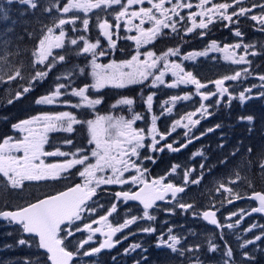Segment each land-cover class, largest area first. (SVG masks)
Instances as JSON below:
<instances>
[{
    "label": "snow or ice",
    "instance_id": "obj_1",
    "mask_svg": "<svg viewBox=\"0 0 264 264\" xmlns=\"http://www.w3.org/2000/svg\"><path fill=\"white\" fill-rule=\"evenodd\" d=\"M18 2L21 5H27L32 9L39 7L38 0H6L8 5ZM51 3V0H49ZM245 0H231V2L214 3L213 0H199L196 5L200 9L199 12H191L189 19L192 20V26L186 29V32L190 33L193 29H207L209 24L213 23V18L218 20L234 22L233 18H239L240 16H249L254 8L259 7L261 15H251L250 18L253 21L259 23L261 31H264V5H257L252 3L250 7H243ZM148 3L150 7H140L139 10H132L129 12V8L133 5H143ZM166 5H171L167 7ZM112 6H118L119 11L115 12V29H120V21L122 18H127L126 23L132 25L137 31V35L128 37L134 40L139 49L142 43H149L150 40H154L157 36L162 34L163 29L171 27L173 32L177 31L178 21L185 20L186 18L180 14L179 9H192L193 4L187 2V0H67L66 3L61 7L60 0H55V3L51 7L44 9L46 12H51L52 8L55 7L59 12L63 14H69L74 10H78L83 13H89L93 9L104 11ZM231 11L229 12V10ZM9 8L0 6V19H9ZM200 17L197 23L196 17ZM78 16H73L70 19L60 18L58 22L54 21L52 27H47L46 32L39 38L38 47L33 55L36 56V61L33 63V69L35 74L28 78V86L23 87L22 90H17L15 96L8 100V103H12L14 100L19 99L22 95L27 94L34 87V82H42L48 75L49 71L55 66L58 61H65L64 55L58 57L53 56L51 62L45 65V61H48L49 57L52 56V49H61L64 46L65 31L64 26L71 24L75 26ZM139 18V23L134 24L133 21ZM97 24L99 29L102 30V36L107 38V42L110 48L116 47V41L113 39V32L111 29L113 25L109 23L108 19L100 20L97 15ZM145 21L150 23L152 27L145 29L143 25ZM83 29L87 31L89 27V19L84 18L82 20ZM59 29V35H55V31ZM130 30V29H129ZM11 31V29H9ZM43 31V29H42ZM73 31H77L73 27ZM204 33L202 32L201 35ZM31 35V34H30ZM235 35L241 37L242 33L237 27ZM79 41H83L84 46L81 52L84 54H92V77L93 83L91 85H85L79 89L73 87L68 92L69 84H57L55 89L48 95H43L36 100L37 104H53L57 102V98L64 95L66 98L63 103L70 105L73 108H95L96 105L102 103L101 99H91L86 95V91L89 88H103L106 84H112L118 88H123L132 84L143 85L145 81H148L149 77H153L151 86L157 84H164L165 73L171 71L172 76L175 77V82L167 85L168 87H176L177 85H195L197 91L204 89L206 85L202 84L191 71H185L180 63L169 62V56H178L179 48H169L166 52L160 56L152 51L141 54L139 51L135 55L131 56V59L115 61L107 65H100L96 63L97 55H107L106 51L99 50L101 45V38L97 37L96 41L88 42L84 36L73 38L70 40L71 45H77ZM0 44L7 46L8 41L0 40ZM211 48L218 49L216 42L213 41ZM243 47L244 55H240L239 59H233L231 55H226L225 59H233L234 63H248L251 61L246 59L249 54V48L251 45H241L237 43L235 45H225L224 48H235L239 49ZM80 52L77 53L79 55ZM206 52L198 53L197 55H206ZM143 55L144 59H140ZM251 55H256L252 52ZM185 59H192V54H189ZM163 63V69L158 67V63ZM37 64L45 65V70H36ZM156 70L158 74L153 72ZM81 72L84 69L80 70ZM245 75H248V70H243ZM4 69L0 67V81L4 80ZM241 76V72L237 71L232 76L225 75L221 79L210 81L215 85L216 91L207 94L200 93L201 99L207 101L210 97L218 96L217 105L221 102L225 94H229V88L225 86V81L231 80L236 81ZM17 78H23L21 76V70L16 69L14 74H7L9 81ZM57 80L60 77L56 78ZM262 82L261 85H252L251 88H247L239 93V99L243 102L246 99L251 98L246 93H251L253 88L264 87V75L259 77ZM64 90L63 92L61 90ZM143 91V90H142ZM155 93L149 94L146 97L147 111H151L153 106V99ZM264 96V92L260 93ZM69 96L79 98V102L72 103ZM141 98L143 95L141 93ZM191 98V94H185L183 96H172L170 101H165L164 105L169 103L175 105L178 101H188ZM229 95V99H231ZM116 105H126L129 111L132 112L131 118H125L124 116H96L95 119L80 120L76 115L70 111H61L54 114H43L31 117L28 120H22L14 125L13 129H19L20 132L25 133L23 138L13 140L11 137L3 139L0 142V175L7 178L6 183L10 184L11 188L17 189L22 187L23 181H46L49 179H67L71 176L72 170H76V174L83 180V183H76L73 186H68L64 191H60L55 195L45 196L43 199H38L35 202L28 203L23 207H16L9 210L7 205L3 210H0V217L5 218L10 224L16 223L21 225L22 233L24 234H35L38 237L39 249H45L48 255L50 264H75L74 257L80 255V250L84 248L86 244L93 240V236L96 233H100L105 237L103 242L99 243L98 247L91 248L89 251L83 252L84 256H91L100 253L103 249H112L116 244L121 243V240H114L113 237L120 233L123 229L128 228L130 225L135 223L138 219H147L149 221L154 220L155 217L149 214V209H152L157 201H164L166 194L171 193L173 199L176 198L178 193L185 191L184 187H177L172 183H163L165 177L158 179H152L149 181L146 178L147 169L142 168L141 150L150 147L153 151H163L164 148L157 149V145L166 140L172 132L176 131L177 128L183 127L186 129L184 136L188 143L192 142V139H198L199 137H191V129L200 123V119H193V117L200 114L203 118L208 113V107L201 103L198 108L193 112H188L179 119H176L172 126L171 131L166 133H158L157 120L158 116H151V127L150 128H137L134 125L138 120L143 119L141 114L135 113L132 106L134 100L132 98H122L116 102ZM116 105H113L115 107ZM164 107V106H162ZM164 112L171 114L173 113L172 107H164ZM248 121H252L253 117L248 116ZM186 121V122H185ZM74 125H85L89 133V139L87 144L83 147H77L71 139L63 141V145L73 146L74 150L71 152L61 151L63 145L54 146L55 150L45 151L44 146L49 143L48 134L57 130H62L67 133L74 131ZM216 127H220L217 125ZM214 129H208L213 131ZM159 135V140L157 139ZM201 135H204L203 133ZM151 138V144L146 145V138ZM178 143V141H173ZM94 145V146H93ZM92 146V147H90ZM187 144H181L180 148L186 147ZM167 149L171 151H179L180 148H173V144L169 143L166 145ZM219 147H223L220 145ZM239 149H236L232 156H235ZM251 148L248 152L251 153ZM194 155H202V153H195ZM42 157H61L63 158L60 162L46 163ZM90 158L94 159L91 162ZM136 158V159H134ZM143 159L151 160L155 162L151 156H145ZM227 158L221 161L226 163ZM77 166H80L77 168ZM173 167V171H175ZM204 164L200 165L201 170L204 169ZM261 172L264 173V162L261 163ZM82 169V170H81ZM130 170L135 171V175L131 174ZM195 169H189L184 173V183L199 184L200 178L189 181L191 172ZM125 173L129 175L125 177ZM203 171H201V178ZM236 179L239 180L241 177L237 173ZM138 185V191H120L115 193L117 202L124 201H139L143 205V216L136 217L132 216L130 219H125L123 223H119L118 226H113L109 222V217L113 213L117 212V203H112L106 214L99 215L97 219L91 220L89 223H85L84 220L90 218L91 214L97 212L98 208H103V205L97 204L93 197L97 195V189L101 185H126L128 183ZM235 183V181H232ZM251 187V183H249ZM221 188H225V185L221 183L216 189L220 191ZM231 195V199L228 203H232L233 199L245 198L238 192H233L232 188H225ZM255 200H258L259 206L253 207L250 212L245 213L241 210L239 213L241 220L245 215H251L252 213H264V193L253 192L252 196ZM91 202V203H89ZM95 205V206H93ZM181 209L190 210L193 205L183 204L179 205ZM198 214V213H197ZM232 216L237 213H232ZM216 212L204 211L203 218L209 221L212 225L223 228L224 225H220L217 221ZM76 222H80L81 226H78ZM240 220L236 221V224H240ZM93 224H99V227H93ZM228 228L234 227L232 224L227 225ZM254 228H261V234L256 235L254 239L245 240L240 247L243 249L247 245L255 244L256 241H260L264 237V225L253 224L246 232H251ZM87 230L89 233L87 239L76 242L75 251H70L72 247V240L76 233ZM145 233L155 232V228L146 227L141 229ZM172 230L169 229V235L167 240L163 237L160 238L156 244L157 248L167 247L171 252H180L184 254L185 250L177 248L180 244V239L176 235L171 234ZM134 234V233H133ZM124 236L123 239H127ZM221 238H223L221 234ZM209 251L214 252L218 250V246L213 243L212 239L209 238ZM20 245L28 244L25 239L18 241ZM30 246V245H29ZM141 245L138 243L132 244L129 248L124 249L125 253L135 251L140 248ZM199 248V245L196 246ZM186 251H193V249H187ZM224 264H234L232 261L233 250L227 246L225 242L224 251ZM243 256L247 260L254 259L249 252L245 251ZM115 259V258H113ZM30 264V262H29ZM136 264H140V261H136ZM194 264H201L197 258Z\"/></svg>",
    "mask_w": 264,
    "mask_h": 264
},
{
    "label": "rangeland",
    "instance_id": "obj_2",
    "mask_svg": "<svg viewBox=\"0 0 264 264\" xmlns=\"http://www.w3.org/2000/svg\"><path fill=\"white\" fill-rule=\"evenodd\" d=\"M155 1V0H154ZM43 3V8L41 10L40 14H37L35 16V20L37 22V25L34 27V30L30 32V34L28 35V37H32V41H31V45H30V49H29V53L26 55L28 49L25 48V56L22 57L21 61L17 62V63H13V53L12 51L8 50L6 46H4L3 44H0L2 49H1V54H0V67H1V60L2 57L5 56L6 59H4V61H2V65L5 64L6 69H4V80L0 81V107L5 106L8 103L9 99H12L15 96V93L17 90H22L23 87H27L26 83L27 80L26 77H29L30 75H34L35 74V70L33 69V63L36 61V56L33 55V53L36 51V48L38 47V40L39 38L46 32L47 27H52L54 21L58 22V20L60 18H65V19H70L73 16H78L79 18L77 19V22L75 24V26L68 24L64 26V31H65V37H64V46L61 49H52V56L49 57L48 61H45V65L49 62H51L52 57H58L59 55H62L63 53H67L72 51V47L76 46V45H71L70 44V40L73 38H78L79 35L84 36L85 38L87 37V35L90 33L91 28H93L94 30L97 31L98 34L101 35V29H99L98 24H97V15L100 17V20L103 21L104 19H108L110 22H112V19L115 18V6H112L111 8H108L104 11L98 10V9H93L91 12L89 13H83L80 12L78 10H74L73 12H70L69 14H63L61 12H59L55 7L52 8V11L46 12L44 11V9L51 7L52 4L55 3V0H51V3L49 2V0H38V3ZM67 0H60L61 3V7L63 6L64 3H66ZM187 2H194L195 5L199 3V0H187ZM18 5V2H15ZM0 6L9 8V19L4 20V19H0V40L3 41H9L14 39L15 37H22L24 35H26V32H21L24 29L20 28V24L18 23L19 20V14L20 13H14L13 14V10L15 7H11L10 5H8L6 3V0H0ZM27 6V5H26ZM169 7V6H167ZM30 8V7H28ZM31 10H34L32 8H30ZM27 10V9H25ZM186 10V9H185ZM189 12H187L188 14L191 13V10L188 9ZM183 13V12H182ZM189 17V15H188ZM187 17V18H188ZM84 18H88L89 19V27L87 29V31H85L83 29V24H82V20ZM180 23L178 21L177 27H179ZM73 27H75L77 29V31H73ZM20 28V29H18ZM145 29H147L148 27H144ZM171 28V27H169ZM9 29H11V31H9ZM43 29V31H42ZM55 35H59V29H57L54 33ZM36 36V37H33ZM264 35H261V37H263ZM16 39V38H15ZM88 40V42H95V40H91L90 38H86ZM79 47H77L75 50H77L78 52H80V55H87L88 57L86 58V60H82V62L85 63V65L87 66V68L84 70L83 73L87 74L90 77V82L88 83V85H91L93 83V77H92V54L88 53V54H84L81 52V49L84 46L83 41H79ZM150 42V41H149ZM148 44V43H147ZM11 46H13V44H11ZM200 48V52H202V46H199ZM169 48H173L176 49L175 47H169ZM167 48L166 51L169 49ZM261 50L264 53V45H262ZM165 51V52H166ZM259 52V51H258ZM258 52H255L256 54H258ZM208 53V52H207ZM181 57V59H179V57ZM178 56H169V62H175V63H182V60L184 58V55H178ZM197 56V55H196ZM195 56V57H196ZM201 56H204L203 59L205 58V55H199L198 57V61L197 64H199V68L202 66V59L200 60L199 58ZM104 56H100L97 55L96 57V63L102 65L99 61L103 58ZM234 59V58H233ZM233 59H231L232 63L230 64H224L223 68L224 69H231V72L228 75H234L232 72V69L234 68H245L248 69L249 72L253 71L251 70V64L248 63H241V64H237L233 62ZM190 61V59H184L183 61V65H185V63ZM61 61L57 60V63L55 64V66L52 68V72L53 75H56V70H60L56 67L57 64H59ZM69 64V62H67ZM66 65L67 68H69V65ZM109 64V63H108ZM45 65H40L37 64V68L36 70H45ZM75 66V65H73ZM253 66V65H252ZM158 67L161 68V70L163 69V65H160V63H158ZM194 67V65L192 66ZM254 68V66H253ZM16 69H20L21 70V76L23 78H17L15 80L9 81L7 79V74H9V72H11V74H14ZM257 71V69L255 70ZM69 70L60 75V79L57 80L55 87L57 86V84H68L71 81V76L70 73H68ZM153 72H155L156 74H158V72H156V70L154 69ZM248 72V73H249ZM57 78V76H56ZM153 77H149L148 81H145L144 83L146 84V86H143V88L137 87L138 84H132V86H134L135 91H137V94L141 93L143 95L144 100L146 101V97L149 94H152L151 92H147V88L151 87V88H156L158 86H162V88L168 87L167 85L172 84L175 82V77L172 76L171 71H167L165 73V83L164 84H157L155 86H151V81H152ZM199 79L201 82L203 81L202 79ZM205 82V81H204ZM234 82V81H233ZM36 83V82H34ZM261 81L259 78L257 77H248V75H244L240 77V80L238 82H234L232 83L233 88L236 89H240V92L244 91L247 88H251L252 85H261ZM106 86H114L112 84H106L103 88H105ZM164 86V87H163ZM180 86L182 87H190L191 84L189 85H183L180 84ZM55 87L53 88V90L55 89ZM116 87V86H115ZM147 87V88H146ZM178 87V85L176 86ZM176 87H171V88H176ZM71 88L73 87H69L68 88V92L71 91ZM258 88H263L264 87H257L254 89H258ZM149 89V88H148ZM63 90V89H62ZM61 90V91H62ZM100 90L96 89V88H89L86 91V95L89 96V98L91 99H96L101 97L100 95ZM143 90V91H142ZM157 90H155L156 92ZM63 92V91H62ZM104 92V91H103ZM170 94L167 95L169 96L167 99H163L160 101L158 108L156 109H151V111H147V105L145 102V108L143 110V113L140 112V114L143 116V118L145 120H147V118H149V124L148 126L151 127V116L152 115H156L159 117V119L157 120V126L160 130L164 131V133L168 130L171 129V126L173 124V122L175 121V119H179L180 116H183L184 114L188 113V112H193L191 111L190 107L185 106V105H180L181 101H178L176 104L180 105L177 107V109L173 108V113L168 114L166 112H164L163 115H161V113L164 111V107L162 106H166L163 105L165 101H170L172 96H179L178 94H176V92L174 91H169ZM239 92V93H240ZM264 92V91H262ZM51 92H47V93H43L41 95H39L35 101L34 104L37 106H42L41 111L35 112L27 117H25L24 119L19 120L18 122L22 121V120H28L31 119V117L33 116H37V115H43V114H54V113H58L61 111H70L72 112L74 115H76L79 119V112L76 109H73V107H71L68 104L63 103V101L65 100V96L62 95L60 96L61 98H57V102L53 103V104H37L36 100L39 99L41 96L43 95H48ZM239 93L237 94V97L239 98ZM247 95V93H246ZM191 96L193 97L194 95L191 94ZM64 97V99L62 98ZM142 98V100H143ZM262 104L264 105V96H262ZM68 99L71 100L70 97H68ZM71 102L77 103L79 102V98L75 97V100ZM168 105V104H167ZM98 105L95 106V108H87V107H81L79 109H83V110H91L93 112L98 111L97 110ZM167 107V106H166ZM111 109H113L112 107H110ZM239 110V108L237 106H233L231 110H229V112L231 111H236ZM81 114V113H80ZM82 115V114H81ZM176 115V117H175ZM111 116H113L111 114ZM96 115H93L92 118L90 119H95ZM82 121H84V119H80ZM242 118H239L237 120V123L241 124L243 121ZM160 121V122H159ZM17 122V123H18ZM186 122V121H185ZM16 124V123H15ZM210 127L212 128V126H214V124H209ZM137 128H144L142 126H137L136 124L134 125ZM180 128V127H179ZM179 128H177V130H179ZM242 128V127H241ZM182 129V128H181ZM213 129V128H212ZM186 131V129L183 128V133ZM251 131V130H250ZM250 131L244 132L243 133L246 135V137L248 138L247 142H244L241 140L239 145H234L229 147V149L225 150L223 147H220V151L223 154L224 158L223 160H225V158H227V162L226 163H214V162H210L209 165H207V157H208V145L205 142H202L200 144H195L192 145L191 147H197L194 148L192 150V152L190 154H187L185 157L182 158L181 160V169L179 172V175L177 177H175V179L177 180L178 184H182L180 183V180H184V173L185 171L189 170V169H195L193 172H191L189 179L190 180H196L198 178H200V183L198 184V186L202 185L205 186L203 188H199L197 191H188L184 194H182L179 198H180V203H177L176 205H173V203L168 204L167 206H165L163 208V210L158 211L156 213H151L150 215L154 216L155 219L151 220V221H159L161 223H164L165 225H167V230L166 227L165 228H155V230H161V234L157 235L156 239L157 241L160 240L161 237H163L164 240H167L168 235H169V229L172 230L171 234L172 235H176L179 239H180V244L177 245L178 249L181 250H185L184 254L181 255L180 252H174L172 253L170 249L167 248V250L169 251V255L171 259H175L176 260V264H181L182 261L184 260L185 264H194V261L198 258L199 261L201 262V264H224V260L226 259L224 256V251H225V242L227 243V246L231 247L232 250L235 253V257L233 255L232 257V261H234V264H236L235 262L237 260H242L245 259V262L251 263V264H264V237L261 241H256L255 244L252 245H247L245 248H241L240 245L244 243L245 240H249V239H254V237L256 235H260L261 234V228H254L251 232H242L239 235H235L234 233L236 232V230L234 229L235 227L232 228H225L223 230L222 236L223 238H221V233L219 235H216V232L214 230H209L208 229V225L206 224V222L201 218V210H204L206 208L209 207H218L223 205L222 207H224V211H223V217H224V221L226 222H232V219L228 218V214H232L235 213V211L240 210L244 204L243 203H236L233 205H228V200L231 199V195L229 194V192H227L225 190V188H232L233 192H238V189L241 190V184H243L244 180L247 178H249L252 183L253 180L255 181H262L264 182V173L261 172V163L264 162V142H258L256 143L253 147H249V138L252 135ZM179 132V131H178ZM211 133H213V131H211ZM210 133V135H211ZM67 132H64L62 130H57L54 132H51L48 134V140L49 143H46L44 146V150L45 151H53L55 150L54 146H59V145H63V141L68 139L66 138ZM25 135V133L20 132L19 129H10V134L7 135L5 138L11 137L13 140H18L23 138V136ZM65 136L64 138H60L61 136ZM3 141V140H2ZM1 141V142H2ZM226 144L225 142H222L221 145ZM244 145V146H243ZM259 146L260 147V151L263 152L262 158L259 159L258 156L261 157V155H256L255 154V146ZM51 146V147H50ZM94 146V145H93ZM263 146V147H262ZM92 147V146H90ZM251 148V153L248 152V149ZM236 149H239V151L237 152V154L235 156H231V157H227L228 153H233ZM61 151H65V152H71L73 151V148L70 145H63L61 147ZM202 153V155H194L195 153ZM257 157V158H256ZM46 163H56V162H60L63 158L61 157H42ZM254 158H256V160H254ZM91 162H94V159L90 158ZM236 162H238V165H236ZM204 164V169L201 170L200 165ZM247 165V167L249 168L248 171H246L247 173L244 174V171L242 170L245 166ZM80 166H77V168H79ZM82 170V169H81ZM201 171H203V176L201 178ZM237 173L239 174V176L241 177V179L237 180L236 179V175ZM72 180H69V178L67 179H56V180H46L45 183L48 184L47 187H57L61 182L64 183L65 181V185L67 183H75L78 180L80 182H82L83 180L76 174V170H72V174L71 176ZM205 178L207 179L205 182ZM7 178L2 177V175H0V191L2 193L3 196H1L2 201H0V210L2 206L5 207L6 204H9L10 207H21L23 205H26L30 202L33 201H25L23 199V196L21 194V192H13L12 193V197H10L8 199V194L6 193V190L8 188L11 187L10 184L6 183ZM232 181H235V183H232ZM27 182V180L23 181V183ZM22 183V184H23ZM223 183L225 185V188H221L220 191H217L216 189L219 187V185ZM184 185V184H183ZM44 186V185H43ZM104 185H101L100 187H103ZM188 187V184L185 185ZM207 186V187H206ZM212 193V195H211ZM52 194V193H50ZM42 195V196H41ZM41 195H39L41 197L46 196L45 192L41 193ZM194 199L193 202V207L190 210H184L181 209L179 207V205L181 203L183 204H188L189 201H191V199ZM209 201V203H208ZM98 204L102 205V203L100 202V200H98ZM211 204V205H209ZM95 206V205H93ZM110 207L107 208V211ZM103 211H105V207L102 208ZM101 208L97 209V212L94 214H91L90 218L85 220V223L90 222L91 220H94L95 218H97L99 215H104L103 213H101L102 211ZM198 213V214H197ZM129 216H120L119 218H117L116 220H118L119 222L123 223V221L125 219H130L133 215L129 214ZM139 217H142L143 214L139 213L138 215ZM145 219H139L138 224H140V228L139 230L145 228L144 227V221ZM111 221V220H110ZM77 223V222H76ZM203 223V224H201ZM264 225V221L262 222ZM254 223L250 224L248 223L247 228L248 229L251 225H253ZM259 224V223H257ZM78 226H81V224H77ZM232 225H234L232 223ZM15 227L18 228V231L20 233H22V228L21 225L19 226H14L13 223L10 224L7 220L6 221H0V237L2 235H5L7 233H12L14 232L16 229ZM149 227L154 228L151 224L149 225ZM201 232L200 234H202V237H198V235H196L197 232ZM88 232L86 230V232L84 234H81L80 236H82L80 238V240H85L87 239L88 236ZM143 234H149V235H154L155 232L152 233H145L143 232ZM25 235V234H24ZM21 236L19 238L20 239H25L26 241H28V244L25 245H20L17 241V243L15 244L16 247H21L18 248L20 251L25 252V262L26 264H49L48 260H47V256L45 255L44 252H42L38 247V242H37V238L34 236ZM214 235V236H213ZM32 238H34L35 240H33ZM209 238L212 239L213 243H215L218 246V250L214 251V252H210L209 251ZM73 241V238H70ZM78 240V241H80ZM208 242V243H207ZM138 243L140 245H142V240L139 239H133V244ZM202 243L204 245V249H203V253H199V251L201 250ZM30 245V246H29ZM199 245V248H197L196 246ZM98 247V244H89V246L87 247V250L89 251L91 248H95ZM249 247V248H248ZM251 248V251H250ZM2 247L0 246V264H3V256L1 255L2 252ZM3 249H5L3 247ZM163 249L160 248L158 249V251H161ZM187 249H193V251H186ZM139 250V249H136ZM166 250V251H167ZM247 251L249 252V254L251 256L254 257V259L252 260H247L244 256L243 253ZM94 254L91 256H84L83 255V259L77 263V264H92V261L87 262V259L89 258H94L98 255ZM207 256L210 257V259L212 260L211 262H206L203 261ZM168 258L167 256H163L162 257V262L164 261V259ZM169 259V258H168ZM170 262V261H169Z\"/></svg>",
    "mask_w": 264,
    "mask_h": 264
},
{
    "label": "flooded vegetation",
    "instance_id": "obj_3",
    "mask_svg": "<svg viewBox=\"0 0 264 264\" xmlns=\"http://www.w3.org/2000/svg\"><path fill=\"white\" fill-rule=\"evenodd\" d=\"M195 1V0H193ZM124 2L126 3V0H124ZM153 2H156V0ZM214 3H221V2H231V0H213ZM252 3H256L257 5H264V0H245L244 4L242 5L243 7H250ZM193 4V8L190 9L191 12H199L200 9L196 7L195 3L192 2ZM171 7V5H166ZM140 7H150V5L148 3H144L143 5H133L131 6V8H129V12H131L132 10H139ZM120 9L118 6L115 7V12H118ZM180 12L181 15H183L186 19L185 20H181L179 21L180 25L179 27H177V31L173 32L171 28H167L170 29V31L174 34L175 36V48H179L180 52L179 55L182 56V54L184 55V58L182 60L181 66L182 68L187 72V71H191L193 72V75L196 76V78L202 79V74L207 73V77L208 80L205 81L203 80L201 83L206 85V87L204 89H201L199 92L197 91L195 85H192L190 87H182L180 85H178V87L176 88H171V87H165L162 88L160 86L156 87V88H151V87H146L147 88V92H151V93H155L154 95V99H153V108H158V106L156 107V101L158 99H167L169 96H164V97H158L160 96V92H167V91H175L176 94H178L179 96H183L185 94H193L194 96L188 100V101H181L180 105H185L190 107L191 111H195L196 108H198L200 106L201 103L205 104L208 107V113H206L204 115L203 118L200 117V114L198 113L197 116L193 117V119H200V123L198 125H196L195 127H193L191 129V133L190 136L191 137H199L198 139L193 138L191 143L187 142V139L184 136L183 131V127H180L179 130L176 129V131L172 132L170 136H168L166 138V140L161 141L158 145H157V149L159 148H164L163 151H153L150 147H146L144 149L141 150V157L140 159L142 160V168H146L147 169V173H146V178L151 181L152 179H158L160 177H165L163 183H172V184H178L177 180L175 179V176L179 175L180 172V165H181V160L183 158V156L188 152L189 154L192 152V150L194 148L197 147H191L192 145L195 144H200L202 142H205L209 139L210 133L208 129H212L214 127H207V123L208 124H212L215 123V119L223 114L220 113L219 110H221V108H223L224 110L228 111L232 109L233 106H237L239 108V110L242 112L241 115L239 116V118H242L243 122L241 123V127H242V134H240V140L239 141H243L247 142L248 138L246 137V135L243 133L250 131L252 134V131H254V127L257 126V120L253 115V111L255 110V107L257 106H261L262 105V96L260 95V93L262 91H264L263 88H258V89H252V92L249 94L247 93V95H250L251 98L246 99L245 101H241L238 97L237 94L240 92V89H236L233 88L232 83L234 82H238L240 80L241 76H244V72L243 70L245 68H234L232 69L233 74H235L237 71L241 72V76L236 80V81H225V86H227L229 88V94H225V96L222 98L221 102L217 105L216 101L217 99H220L218 96H213L210 97L209 100L204 101L201 99V94L200 93H210V92H214L216 91L215 85L213 83H210V81H215L216 79H221L223 78L225 75L227 76H231L228 75L231 72V69H224L223 65L224 64H230L232 63L231 59H225L226 55H231L234 59L238 60L240 55H244V49L243 47L239 48V49H235V48H228L225 49L224 46L225 45H235L237 43H240L241 45L247 44V45H251L253 47L249 48V54L246 56V59L251 61V67L253 71L249 72L248 77H257L259 78L261 75H264V53L261 50L262 45H264V36L261 37V35H264V31H261L260 25L258 22L251 20L250 16L251 15H261V11L260 8H254L251 12V14L247 17L245 16H240L238 19L237 18H233L234 22H230V21H223V20H218L215 17L213 18V23L209 24V27L207 29H193L192 32L188 33L186 32V29L188 27L192 26V20L187 18L188 17V9H179L178 10ZM231 11V9L229 10V12ZM183 12V13H182ZM200 17H196L197 23L199 22ZM127 18H122L120 21L121 27L120 29H115V18L112 19L111 24L113 25V39L116 41V47L115 48H111V52L109 55H111L113 57V59L111 58L106 64L111 63L113 60L116 61L115 57L120 56L121 57V61L122 60H128L131 59L132 55H135L137 53V51H139L141 54L146 53L148 51H152L156 54V56H160L162 53H164L166 51V49H163L162 51H157L155 49H152L150 46L155 42V40L157 39V37L154 40H150V42L147 44L142 43L139 47V49H137V45L136 42L134 40L129 39L128 37L131 36H135L137 35V31L134 27H132V25H129L126 23ZM134 24H138L139 23V18H136L133 21ZM143 27H152V25L150 23H148L147 21H145V24L143 25ZM239 28L240 32L242 33L241 37H237L235 35V30L236 28ZM130 29V30H129ZM167 29H163L162 30V34L166 33ZM34 30V27H32L31 29H28L27 34L29 35L31 31ZM204 33L203 35H201V33ZM162 34L160 36H162ZM163 36H167V33ZM36 37V36H33ZM215 41L217 48L218 49H223V51L221 50H217L216 48H211V44L212 42ZM201 42H204L205 44L203 45L204 47H202V52H208L205 55L206 59H203L204 56H201L199 59L202 61V66L199 68V64H197L198 61V57L199 55H197L200 52V47L199 44ZM102 43V42H101ZM259 51V52H258ZM252 52H258V54L256 55H251ZM189 54H192V59H190L189 62L187 61L185 63V65H183V61L185 59L186 56H188ZM108 55V54H107ZM107 55H104L105 57ZM198 57H197V56ZM196 56V57H195ZM179 59H181L180 56H178ZM4 59H6L5 56L2 57L1 60V67H3V69H6L5 64L2 65V61H4ZM140 59H144V56L141 55ZM101 63V61H99ZM102 64V63H101ZM103 65V64H102ZM160 65H163L162 62H160ZM194 65V67H192ZM254 68H253V66ZM257 69V71H255ZM248 70V69H247ZM205 81V82H204ZM108 85V84H107ZM115 87V86H113ZM133 87V86H132ZM108 88V86H106L105 88H101L100 93H102L103 91H105ZM143 88V87H139ZM114 91L115 96L113 97V104H112V111H108L107 114H105V117L107 116H111V114L114 117H120V116H124L125 118H131L132 115L129 114V108L126 105H116V102L119 99L122 98H132L134 100V105L132 106V108L134 109L136 104L138 103L140 106L141 104L138 101V97L134 96V97H129V95H125L124 93H122V91H127L129 89L128 86L123 87V88H112ZM155 90H157L155 92ZM25 95V94H24ZM229 95H231V99H229ZM23 96V95H22ZM61 98V97H59ZM64 99V97H62ZM99 99H101V101L103 102V97H99ZM138 101V102H137ZM142 103V101H141ZM113 105H116L115 107H113ZM164 105V104H163ZM179 104H171L169 103L168 105H166L167 107H173L175 109H177V107L179 106ZM98 106H102V103L99 104ZM164 106V107H166ZM145 100L143 99V109L145 108ZM115 108V109H114ZM234 112L235 111H231ZM127 113V114H126ZM130 115V116H127ZM98 116V115H96ZM100 116V115H99ZM248 116H252L253 120L252 121H248L247 117ZM176 117V115H175ZM238 118V119H239ZM176 120V119H175ZM160 122V121H159ZM149 124V118H147V120H145L144 118L141 120H138L136 122L137 126H142L145 129L150 128L148 126ZM182 128V129H181ZM158 129V133H164V131L160 130L157 126ZM171 129H168L166 132H170ZM179 131V132H178ZM165 132V133H166ZM204 135H201V134ZM65 136H61L60 138H64ZM66 138L71 139L74 142V145L77 147H83L81 145H78L76 143L77 138L76 136H71V134H67ZM83 137H79V139H82ZM157 139L159 140V135H157ZM88 140V139H87ZM254 140L252 139V137L249 138V147H253L256 143L258 142H264L262 141L261 137L257 138L255 143H251L250 141ZM173 141H178V143H173ZM146 145H150L151 144V138L148 137L146 138L145 141ZM172 143L173 144V148H180L181 144H187L186 147L184 148H180L179 151H171L169 149H167L166 145ZM87 144V143H86ZM85 144V145H86ZM244 146V145H243ZM73 148V146H71ZM263 147V146H262ZM74 150V148H73ZM255 154L256 155H261L258 156L259 159L262 158L263 152L260 151V147L257 145L255 146ZM145 156H151L154 159V163L151 160H146L143 159V157ZM257 158V157H256ZM256 158H254V160H256ZM136 159V158H134ZM175 167V171H173V167ZM248 167L247 165L242 169L244 171V174H246L248 171ZM132 175H135V171L134 170H130ZM129 174L125 173V177H127ZM77 182H80L77 180ZM83 183V181L81 182ZM181 183V182H180ZM249 183H251V187H249ZM261 183L259 181H252L246 177V179L244 180L243 184H241V190H239L238 193L242 194L245 198L243 199H239L237 201H234L233 203H228V205H233L236 203H243L244 206L238 210L235 211V213H237V215L232 216L231 214H228V218L232 219V222H226L224 221V217H223V211H224V207L218 206L216 209H219V218L221 221V224L224 225L223 228L219 229V232L222 234L223 230L225 228H227L228 224H234V229L236 230V232L234 233L235 235H239L240 233L244 232L245 229L247 228L248 223L252 224H257L259 223V225H263V221H264V214L263 213H252L251 215H245L244 218L241 220V217L239 215V213L241 212V210H244L245 213L250 212L251 209L253 207L257 206V200L250 198L252 196L253 192H259V191H264L261 188ZM139 188L138 185H133L130 182L126 185H118V184H112V185H104L103 187H99L97 190L99 191V194L104 193L108 196H110V198L108 199H104L101 200L100 202L105 204V205H109V207H111L112 203L116 202L117 203V212L113 213L111 217H109V222L113 224V226H118L119 222L118 220H116L117 218H119L120 216H129V214H132L133 216L138 217L137 215L139 213L143 214V206L139 203L136 202H131L129 201H124L122 198L120 201L117 202L116 197H115V193L120 192V191H135ZM180 195L176 196L175 199L172 198V196H170L168 199H165L163 202L157 203L153 206L152 209H149V214L151 213H156L158 211L163 210V208L165 206H167L170 203H173V205H176L177 203H180ZM94 200V199H93ZM234 200V199H233ZM232 200V201H233ZM91 203V202H89ZM108 208V207H107ZM107 208H105V211H103V214H106L107 212ZM98 218V217H97ZM95 218V219H97ZM94 219V220H95ZM128 219V218H127ZM111 220V221H110ZM240 220V224H236V221ZM139 219L133 223L132 225H130L128 228L123 229L120 233H117L113 239L114 240H121V243L116 244L115 247L120 246L123 241L125 239H123L124 236H127V239H131V244H133V239H139L142 240V245L140 248H138L139 250H135L137 252H140L146 256V258H149V260H147L146 264H161L162 263V257L166 254V250L167 247H163V249L161 251H158V249L156 247V244L158 243L156 237L157 235L161 234V230H157L155 231L154 235H149V234H143V231L139 230L140 228V224H138ZM89 223V222H88ZM77 224H81L80 222H77ZM144 227H149V225L151 224L154 228H165L167 230V225H165L164 223L161 222H157V221H149V220H145L144 221ZM94 228L95 227H99V224H93L92 225ZM86 232V230L82 231V232H78L76 234H84ZM134 233V234H133ZM75 234V235H76ZM105 239V237L103 235H101L100 233H96L93 236V240L90 241L88 244H86L84 246V248H82L80 250V255L77 256V258L74 260V262H79L83 259V252L88 251L87 250V246H89V244H98L100 242H103V240ZM263 239V237H262ZM261 239V240H262ZM260 240V241H261ZM76 243V242H75ZM75 243H73L72 246V251H75ZM114 247V248H115ZM249 248V247H248ZM102 251V250H101ZM251 251V248H250ZM173 253V252H172ZM175 254V253H174ZM153 255V256H152ZM233 255L235 257V253L233 251ZM152 256V258H150ZM245 259L242 260H237L235 263L236 264H251L248 262H245ZM177 263V262H176ZM77 264V263H76ZM145 264V263H144Z\"/></svg>",
    "mask_w": 264,
    "mask_h": 264
},
{
    "label": "trees",
    "instance_id": "obj_4",
    "mask_svg": "<svg viewBox=\"0 0 264 264\" xmlns=\"http://www.w3.org/2000/svg\"><path fill=\"white\" fill-rule=\"evenodd\" d=\"M11 7H15L13 10V14L14 13H20L19 14V20L18 23L20 24V28L24 29L23 32L28 31V29H31L32 27H35L37 25V22L35 20V16L37 14L41 13V10L43 8V3H39V7L37 9L31 10L30 8H28L29 6L26 5H18L17 3H12L10 5ZM116 7V6H115ZM27 9V10H25ZM68 27V25H67ZM18 28V29H20ZM167 33V36H163ZM166 33L162 34V36H158L157 39L155 40V42L150 46L152 49L155 50H159L162 51L163 49H167L169 47H175V36L174 34L170 31V29H167ZM81 36V35H79ZM100 37L101 38V45L102 47L99 50H103L107 52V56L103 57L100 61L101 63L104 65L107 62H110L109 60L113 57L110 54L111 52V48L108 45V42L103 38L102 35L98 34L96 30H94L93 28H91L90 33L87 35L86 38H90L91 40H95L96 38ZM16 38V39H15ZM12 40L8 41L7 44V49L12 51L13 53V63H17L19 61H21L22 57L25 56V48L28 49L26 55L29 53V49H30V45H31V41H32V37H28V34L22 36V37H15ZM174 40V41H173ZM80 42H78V44L74 47H72V51L67 52V53H63L62 55L65 56V61L60 62L59 64L56 65V67L60 70H56V75H53L52 71H49L47 77L42 81V82H36L34 83V87L32 90H30L27 94L21 96L19 99L14 100L12 103H7L5 106L0 107V142L3 140L4 137H6L7 135L10 134V129H12V125H14L15 123H17L19 120L24 119L25 117L41 111L42 106H37L34 104L35 99L43 94V93H47V92H51L53 91V88L55 87V84L57 82L56 76L59 77L60 75L66 73L68 70L70 73V78L71 81L68 83L70 85V87H75L77 89H79L80 87H83L85 85H88V83L90 82V77L81 72V69H86L87 66L85 65L84 62H82V60H86V58L88 57L87 55H77L78 51L75 50L77 47H79ZM11 44H13V46H11ZM204 42H201L199 44V46L204 45ZM1 45H0V54H1ZM116 61L119 62L121 61V57H115ZM69 62V64L67 63ZM69 65V68H67L66 65ZM75 65V66H73ZM88 69V68H87ZM31 75L29 74V77ZM202 79L207 81L208 78L207 77V73H204L201 75ZM28 77V78H29ZM26 77V79H28ZM26 85L28 86V80ZM146 86V84L144 83L143 85L138 84L137 87H143ZM129 89L127 91H122V93H124L125 95H129V97H134L137 96L139 99V103L141 104V106L137 103L135 108L133 109V111L135 113L140 114V112L143 113V100L140 96V94H137V91H135L134 86L132 87V85H128ZM162 87V86H160ZM164 87V86H163ZM166 87V86H165ZM112 88H115L113 86H108V88L100 93V95L103 97V102H102V106H98L97 110H95V112L91 111V110H83V109H79V108H73L78 110L79 112V119H84V120H88L90 118H92L93 115H100V116H105V114L108 113V111H112V109L110 107H112L113 104V97L115 96L114 91ZM64 91V90H62ZM170 92H160V96L158 97H164L169 95ZM71 98L72 101L75 100L74 96H69ZM144 99V98H143ZM137 101V102H138ZM142 101V103H141ZM161 99H158L156 101V107L159 105ZM115 109V108H114ZM152 109H155L152 107ZM157 109V108H156ZM221 114L218 119H215V123L213 129V133H211V135L209 136V139L207 141H205V143L208 145V157L206 158L207 161V165L210 164V162H214V163H221V161H223V154L220 151V145L222 142H225L226 144L223 145V148L225 150L229 149V147L234 146V145H239L240 144V134H242V128H241V124L237 123V120L239 118V116L241 115V111L240 110H236L235 113L234 112H228L226 110H224L223 108H221V110H219ZM82 115H81V114ZM127 114V113H126ZM129 114L132 115V112L129 111ZM127 115V116H130ZM253 115L257 120V126L254 127V131H252V135L250 137H252V139L250 142L251 143H255L256 139L261 137L262 141H264V105L262 104L261 106H257L255 107V110L253 111ZM217 125H220V127H216ZM207 127H210V125L207 123ZM71 136H76L77 141L76 143L78 145H85L87 143V139H89V133L87 131V127L85 125H74V131L72 133H70ZM79 137H83L82 139H79ZM51 147V146H50ZM187 154H189L188 152L183 156L185 157ZM232 155L230 153H228L227 157H231ZM236 165H238V162H236ZM174 177H177L174 175ZM69 180H72V177H69ZM206 178H205V182H206ZM75 181H77L75 179ZM189 181H191L189 179ZM180 182L182 184L185 185L184 180H180ZM261 183V188L264 190V182L259 181ZM44 185V186H43ZM48 184L45 183V181H27L25 183L22 184L21 188H17V189H13V188H7L6 193L8 194V199L10 197H12V193L17 191V192H21L23 199L25 201H33L38 199V197H40L39 195H41V193L45 192V195L50 194V193H55L59 190H62L63 188L67 187L70 185V183H67L65 185V181L64 183H60L57 187H47ZM205 186H198V184H192V183H188V187L187 190L189 191H197L199 188H203ZM207 187V186H206ZM187 191V192H188ZM239 192V190H238ZM212 195V193H211ZM2 193L0 191V201H2L1 198ZM42 196V195H41ZM110 198V196L101 193L99 194L96 198H94V200L97 202L98 204V200H104V199H108ZM194 199L192 198L191 201L188 202V204H193ZM209 203V201H208ZM8 208H14V207H10L9 204H6ZM102 205L107 208L109 207V205H105L102 203ZM211 205V204H209ZM216 207V206H215ZM5 207L2 206L1 209H4ZM101 213H103V209L101 211ZM85 221V220H84ZM203 224V223H201ZM14 226H19V225H15ZM204 225V224H203ZM209 230H214L216 232V235H219V229L211 227V226H207ZM15 231L12 233H7L5 235H2L0 237V246L2 247V252L1 255L3 256V264H26L25 259V252L20 251L18 248L21 247H16V243L19 240V238L21 236L24 235V233H20L18 231V228L15 227ZM201 232H197L196 235H198V237H202V234H200ZM83 234V233H82ZM81 234H76L73 237V241H72V245L75 242H78V240H80V238L82 236H80ZM25 236V235H24ZM214 236V235H213ZM31 237V236H29ZM33 240H35L34 238H32ZM131 239H126L123 241V243L120 246H117L115 248L112 249H103L96 257L94 258H88L87 262L92 261V264H136V261H140V264H146L147 260H149V258H146V256H144L141 251L137 252V251H130L128 253L124 252V249L129 248L131 244ZM208 243V242H207ZM76 244V243H75ZM202 248L199 251V253H203V249L205 248L204 245L202 243H200ZM3 247L5 249H3ZM88 247V246H87ZM22 249V248H21ZM69 249H72V247H70ZM46 255V254H45ZM153 256V255H152ZM152 256L150 258H152ZM165 256H167L168 258L164 259V261L161 264H176V260L171 259L170 255H169V251H166ZM115 258V259H113ZM170 261V262H169ZM203 261L206 262H211L212 260L210 259L209 256H207ZM80 262V261H79ZM76 262V263H79ZM75 263V264H76ZM153 264V263H152ZM181 264H185L184 260L182 261Z\"/></svg>",
    "mask_w": 264,
    "mask_h": 264
},
{
    "label": "water",
    "instance_id": "obj_5",
    "mask_svg": "<svg viewBox=\"0 0 264 264\" xmlns=\"http://www.w3.org/2000/svg\"><path fill=\"white\" fill-rule=\"evenodd\" d=\"M109 23L111 24V22L109 21ZM111 31L113 32V28L111 29ZM101 34H102V30H101ZM105 38V37H104ZM106 40H107V38H105ZM76 183H81V182H76ZM76 183H74V184H76ZM74 184H72V185H70V186H73ZM82 184V183H81ZM173 185H175V186H177V187H184L185 188V191L183 192V193H178L177 194V196H179V195H181V194H184L185 192H186V187L185 186H183V185H176V184H173ZM67 188V187H66ZM66 188H64V189H62V190H59V191H57V192H55V193H52V194H49V195H55L56 193H58V192H60V191H64ZM139 190V188L137 189V190H135V191H138ZM259 192H261V193H264L263 191H259ZM98 193H99V191L97 190V195H98ZM96 195V196H97ZM46 196H48V195H46ZM95 196V197H96ZM171 196V193H168V194H166V197H165V199H168L169 197ZM45 196H43V197H41V198H39V199H43ZM95 197H93V199L95 198ZM38 200V199H37ZM237 200H239V199H234L233 201H232V203L234 202V201H237ZM36 201V200H35ZM35 201H33V202H35ZM131 201V200H130ZM131 202H136V203H139V204H141L139 201H131ZM160 202H163V201H157L156 202V204L157 203H160ZM30 203H32V202H30ZM257 206L256 207H258L259 206V202H258V200H257ZM27 205V204H26ZM142 205V204H141ZM23 206H25V205H23ZM23 206H21V207H23ZM143 206V205H142ZM9 210H12V209H14V208H8ZM204 211H214V212H216V219H217V221H218V223H219V219H218V212H219V209H216V208H207V209H204V210H202L201 211V218L206 222V224L207 225H209V226H212V227H218V226H215V225H212L209 221H207V220H205L204 218H203V212ZM264 214V213H263ZM0 221H6V219L5 218H2V217H0ZM14 224H16V223H14ZM220 224V223H219ZM19 225V224H18ZM219 229H221V227H218ZM25 235H27V236H34V237H36L35 236V234H25ZM37 238V242H38V237H36ZM42 252H44L46 255H47V253H46V250L45 249H40ZM70 250V249H69ZM71 251V250H70ZM77 258V256H75L73 259L75 260ZM47 260H48V255H47ZM48 262H49V260H48ZM49 264H50V262H49Z\"/></svg>",
    "mask_w": 264,
    "mask_h": 264
}]
</instances>
